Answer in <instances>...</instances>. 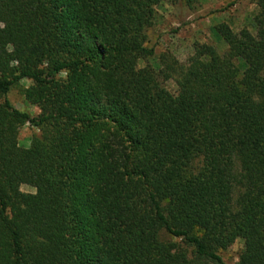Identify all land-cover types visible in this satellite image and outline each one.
Returning a JSON list of instances; mask_svg holds the SVG:
<instances>
[{
	"label": "trees",
	"instance_id": "1",
	"mask_svg": "<svg viewBox=\"0 0 264 264\" xmlns=\"http://www.w3.org/2000/svg\"><path fill=\"white\" fill-rule=\"evenodd\" d=\"M177 1L0 0V264H264V0L224 56L139 68Z\"/></svg>",
	"mask_w": 264,
	"mask_h": 264
},
{
	"label": "rangeland",
	"instance_id": "2",
	"mask_svg": "<svg viewBox=\"0 0 264 264\" xmlns=\"http://www.w3.org/2000/svg\"><path fill=\"white\" fill-rule=\"evenodd\" d=\"M256 0H197L187 7L182 0L176 3H163L156 9L153 26L147 32L146 47L153 50V57L140 61L139 68L148 67L156 74L161 69L160 60L163 56H171L181 66L188 67L194 54V46L204 44L214 47L220 56L228 52V47L215 31L219 24H226L233 33L248 30L255 35L254 19L257 15ZM30 83L21 82L8 94V100L16 110L30 116L38 114L35 107L26 103L22 91ZM166 89L176 95L177 88L173 81L164 84ZM38 135V131L29 125L20 129L18 144L27 149L30 140ZM20 191L33 194L28 186H21ZM178 243L176 240H171ZM242 250V242L237 241L226 252L220 255L226 264H235Z\"/></svg>",
	"mask_w": 264,
	"mask_h": 264
}]
</instances>
